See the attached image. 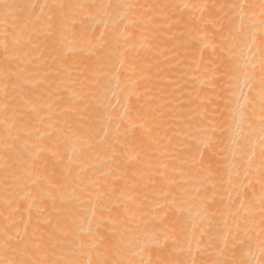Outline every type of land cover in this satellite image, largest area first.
I'll return each instance as SVG.
<instances>
[{
  "label": "bare ground",
  "instance_id": "obj_1",
  "mask_svg": "<svg viewBox=\"0 0 264 264\" xmlns=\"http://www.w3.org/2000/svg\"><path fill=\"white\" fill-rule=\"evenodd\" d=\"M0 264H264V0H0Z\"/></svg>",
  "mask_w": 264,
  "mask_h": 264
}]
</instances>
